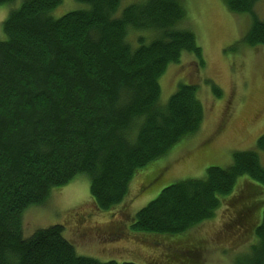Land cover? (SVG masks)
<instances>
[{
    "label": "trees",
    "instance_id": "trees-1",
    "mask_svg": "<svg viewBox=\"0 0 264 264\" xmlns=\"http://www.w3.org/2000/svg\"><path fill=\"white\" fill-rule=\"evenodd\" d=\"M77 1L88 7L54 17L63 0H23L3 22L0 264H136L78 254L60 224L25 237L24 213L43 206L56 188L81 173L90 178L96 206L109 211L125 200L138 170L198 134L206 118L195 84L180 83L160 102L159 80L171 63L187 52L205 65L187 25V0H133L121 13L123 0ZM223 1L251 18L241 43L264 45V20L255 11L260 0ZM209 81L222 97V89ZM258 146L264 149V136ZM241 176L264 185L256 150L235 151L230 166H210L204 179L165 187L136 213L132 230L184 239L214 218ZM263 203L244 214L252 216ZM258 217L250 226L258 240L235 264H264V211Z\"/></svg>",
    "mask_w": 264,
    "mask_h": 264
},
{
    "label": "rangeland",
    "instance_id": "rangeland-1",
    "mask_svg": "<svg viewBox=\"0 0 264 264\" xmlns=\"http://www.w3.org/2000/svg\"><path fill=\"white\" fill-rule=\"evenodd\" d=\"M22 1L0 4V40L5 39L4 20ZM132 2L123 0L118 12ZM186 5L187 25L197 35L205 65L187 52L179 63H171L159 80L160 102L165 104L180 83L197 85L206 110L200 132L138 170L125 200L109 211L96 206L89 176L77 175L69 184L56 188L43 206H33L24 213L25 237L60 224L78 254L136 264H235L236 258L257 242L250 226L259 221L264 203L252 216L244 213L253 204L264 202V185L248 176L238 179L236 192L226 197L214 218L189 230L184 239H177V235L173 236L177 240L147 237L132 230L136 213L165 187L180 180L204 179L210 166H230L235 151L256 150L264 165V149L258 146L264 136V45L241 43L251 18L230 11L223 0H187ZM87 7L77 0H63L51 14L61 17ZM255 11L264 20V0L256 4ZM209 80L222 89V97L215 96Z\"/></svg>",
    "mask_w": 264,
    "mask_h": 264
}]
</instances>
